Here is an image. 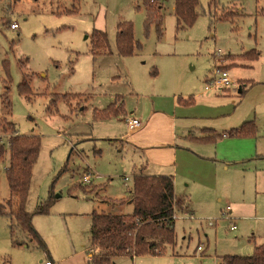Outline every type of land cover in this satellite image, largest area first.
<instances>
[{"label":"rangeland","instance_id":"1","mask_svg":"<svg viewBox=\"0 0 264 264\" xmlns=\"http://www.w3.org/2000/svg\"><path fill=\"white\" fill-rule=\"evenodd\" d=\"M210 3L200 0L201 14L192 26L184 28L177 26L171 0L163 3L160 19H149L142 0H0V117L14 123L19 134L40 137L26 210L34 212L41 201L53 196L50 213L34 216L58 225L56 236L49 238V249L39 250L35 241L28 247H14L10 220L0 216V264H45L46 260L58 264L51 246L61 255L82 250L81 258L76 256L65 264H83L89 258L91 212H133V203L127 202L132 196L133 176L142 164L148 165L149 157L142 146L122 137L127 132L123 115L95 117V110L106 108L116 97L128 115L143 118L145 123L153 110L175 112L179 126L188 121L199 127H232L228 124L231 117L243 124L248 115L258 133H264V86L250 85L243 95L238 82L229 93L222 87L206 89V79L212 78L217 66L225 67L228 61L232 66L247 63L241 54L233 55L232 60H227L226 54L252 48L260 51V59L251 67L228 65L227 74L235 79L262 76L264 80V15H256V9L264 12V0H219L217 13L232 17L235 11L242 15L232 20L203 14ZM74 7L79 11H64ZM122 21L133 24L141 45L130 56L120 54L116 45ZM12 22L19 27L12 29ZM95 29L107 33L110 53L94 54ZM23 79L31 86L29 96L18 91ZM5 95L10 101L9 111ZM174 96L191 97L194 103L175 104ZM209 103L212 108H207ZM182 132L179 127V137ZM0 141L7 148L0 162V202H5L10 197L5 173L9 134L0 133ZM187 153L191 155L184 147L183 158L179 154L180 167L190 162L192 156ZM156 170L160 169L149 166L143 172L152 175ZM87 173L92 175L90 183L83 181ZM178 181L176 244L163 255L115 256V264H221L223 256H250L254 246L264 242V214L250 212L228 219L225 214H232V196H224L208 212L198 195L197 204L203 213H190L187 204L191 198L185 193L188 181L182 176ZM75 184L95 185L96 189L89 192ZM239 185H245L248 200L254 202L253 176L241 179ZM191 188L197 192L196 185L190 184ZM65 220L67 226L61 227ZM232 225L237 229L231 230Z\"/></svg>","mask_w":264,"mask_h":264},{"label":"trees","instance_id":"2","mask_svg":"<svg viewBox=\"0 0 264 264\" xmlns=\"http://www.w3.org/2000/svg\"><path fill=\"white\" fill-rule=\"evenodd\" d=\"M80 1V0H78ZM149 11V19L162 17L163 3L167 0H142ZM174 15L178 27L192 26L201 11L200 0H171ZM220 5L219 0H211L207 13L210 17L222 20H232L236 16H242L233 11L232 17L220 14L216 11ZM225 7V6H220ZM223 9V8H222ZM68 13L78 12V7L64 10ZM235 12V13H234ZM60 13V12H58ZM256 15H264V12L256 9ZM133 24L130 21H122L118 24L116 45L120 54L132 55L141 45L134 35ZM93 51L95 55L110 53L107 33L95 29L92 35ZM227 60H232L233 54H226ZM252 62L260 57V51L256 48L246 51L239 56ZM7 62V61H5ZM228 65L232 66V61ZM227 65V66H228ZM220 67L228 71L229 67ZM9 77V76H8ZM241 95L246 92V87L256 84V81L248 80L243 83ZM20 94L29 96L31 86L26 79L18 85ZM57 98V97H56ZM5 108L10 109V101L5 95ZM116 97L106 108L95 110L96 118H109L111 116L125 115L123 103H118ZM179 104H192L193 98H177ZM0 133L9 134V165L5 173L10 188V197L5 202H0V216L7 217L12 246H29L32 242L38 249H45V242L33 224L35 214L47 215L54 204L53 196L46 201H41L34 212L26 210V201L32 178V170L37 160L41 139L37 135L19 134L16 125L6 117H0ZM258 133L255 121L244 122L240 127L231 129L229 135L237 138H253ZM222 134L205 135L197 138L204 143L216 142ZM7 148L0 141V162L5 158ZM79 184H75L78 187ZM81 186V185H79ZM89 192H95L96 186H81ZM54 193V192H53ZM131 200L133 212L131 214H115L113 212H98L93 210L90 226L91 258L88 264H115L112 260L115 256L127 255L131 258L141 255H163L168 252L170 246L176 244L175 209L177 199L175 196V183L172 175H148L140 170L133 176ZM233 218V217H232ZM221 264H264V243L254 246L250 256L226 255L222 257Z\"/></svg>","mask_w":264,"mask_h":264},{"label":"crops","instance_id":"3","mask_svg":"<svg viewBox=\"0 0 264 264\" xmlns=\"http://www.w3.org/2000/svg\"><path fill=\"white\" fill-rule=\"evenodd\" d=\"M243 53L244 52L233 55ZM260 57L252 62L239 63L234 66L251 67L255 61L260 59ZM262 78L263 77L260 76L258 79H250L249 77H236V79H232L236 83H241L238 85V91L240 92L243 89V83L248 80L256 81L257 84L255 85L264 86V80ZM208 80L206 79V81ZM226 88H223L224 92L229 93L228 91L230 87ZM175 98L176 96H174V100ZM188 99H191V97ZM175 104L179 105L177 101ZM207 105V108H212L213 106L210 103ZM125 115H128L126 109ZM125 115L123 116L124 121ZM140 119L144 124L141 123V126L134 131H131L126 123L127 132L122 137H126L127 139L129 138L132 143L138 144L147 150V155L149 157L148 165L142 164L140 170L147 171L149 166H155L160 170H156L158 172H154L155 174L151 173L152 175L173 176L175 183V196H177L176 192L179 182L178 177L182 176L184 181H188L185 185L187 188L185 193L192 199V201L191 199H189L190 201L188 200V212L203 213V210L200 209L197 204L196 196L198 195L201 198L200 204L204 205L203 208L208 212H211V210L213 211L217 207V201L221 202L222 199H224V196H232V214L230 213V215L234 217V219H237L242 215L250 214V212H259L264 214V133L262 134L259 132L258 135L253 138H237L231 136L229 135V131L242 125L241 122L237 124V121H234L232 117L228 120V124L233 125L232 127H199L190 124L188 121H183L179 126L178 117H176L175 112H164L161 110H153L151 118L147 120L146 123L143 118ZM216 119H214L215 122ZM250 120L251 118L247 115L242 123ZM179 127L183 131L180 137L177 134V129ZM217 133L222 134V136L216 142L204 143L196 140L197 138H202L205 135H215ZM180 139L183 141L181 144L178 143ZM184 142L191 145L189 146ZM184 147L191 151V155L190 153H187L189 154L187 156L192 157L190 158V162H187L185 166L183 165L180 167L178 163L180 158L179 154H181ZM180 156L182 157V154ZM250 176L251 178L252 176L254 178V187L256 192L254 202H250V200H248L245 185L243 187L239 185V181L241 179L246 181V179ZM190 184L198 187L196 193L192 190V188L189 189ZM248 187L249 184L247 185V189ZM258 198L261 200L259 203ZM127 202L132 204L131 199ZM178 204L179 203L177 201L176 205L178 206ZM189 205L194 208L189 209ZM33 224L42 236L45 245L48 248V245L50 244L49 238L55 237L58 233L54 232L55 228L58 229V225H53L54 220L43 221L42 219H36V216L33 218ZM61 224V227L65 225L67 226V222L66 224L61 222ZM60 230L63 233L64 228H61ZM262 235L264 239V230L262 231ZM23 246L28 247L27 245ZM51 248L53 257L57 258L58 264H65L69 260H73L76 256H80L81 258L83 253L82 250H78L76 248L67 255H61L52 246ZM90 249L91 248L87 250L89 258L88 260L84 259L83 264H88L89 259L91 258L92 252ZM53 264H56V261ZM76 264H82V262L79 261V263L76 262Z\"/></svg>","mask_w":264,"mask_h":264},{"label":"built area","instance_id":"4","mask_svg":"<svg viewBox=\"0 0 264 264\" xmlns=\"http://www.w3.org/2000/svg\"><path fill=\"white\" fill-rule=\"evenodd\" d=\"M10 27L12 29H17L19 27L17 22H12L10 24ZM221 72V75H219L218 73ZM235 85V82L233 81V79L228 76L227 71L221 70L219 66H217L214 70V74L212 76V78H210L208 80L206 89L211 90V89H215L216 87H222V88H226V87H232ZM125 121L129 127V129L131 131L137 130L140 126H141V119L139 117H137L136 115H126L125 116ZM127 179V177H126ZM92 180V175L91 174H84L83 175V181L86 183H90ZM227 209H230V207H228ZM193 216V215H191ZM226 218L228 219H232V216L229 213L225 214ZM174 217L176 218V213L174 215ZM213 224V223H210ZM237 229L236 225H232L231 226V230H235ZM200 249V247H199ZM46 264H51L49 261L46 262Z\"/></svg>","mask_w":264,"mask_h":264}]
</instances>
